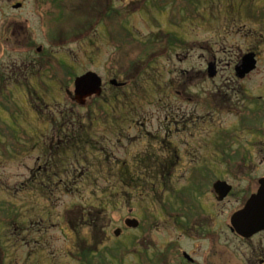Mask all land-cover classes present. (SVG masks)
Returning a JSON list of instances; mask_svg holds the SVG:
<instances>
[{"label": "rangeland", "instance_id": "rangeland-1", "mask_svg": "<svg viewBox=\"0 0 264 264\" xmlns=\"http://www.w3.org/2000/svg\"><path fill=\"white\" fill-rule=\"evenodd\" d=\"M15 1L18 0H0L3 6L0 12V118H9L7 121L16 136V139L8 134L0 136V206L11 214L12 210H17L13 212L21 217L17 215L20 220L16 227H22V231L17 233L13 225L7 229L8 224L0 221V247L8 246L9 251L11 246L16 247L19 259L22 253L31 256L32 245H23L24 240L30 239L24 228L30 222L31 214L25 212L22 200L25 203L28 198H33V192H29L34 188L26 184L42 181L46 196L42 194L31 222L40 218L45 221L46 234L37 236L47 238L42 257L49 258L48 264H88L79 255L92 248L90 246L115 242L111 232L120 223L119 217L125 214L142 216L141 209L145 206L157 215L155 225L147 232L131 230L128 249L122 254V264H139L137 249L151 250V243L159 248L166 242L167 234L171 239L177 234L172 227L162 223L167 220L162 215L165 212L162 205L164 200L177 202L181 189L190 191L188 177L191 174L185 165L179 163V168L173 169L171 163V168L157 182L158 175L139 170L137 160L143 163L146 159H138V154L147 152V167H155L157 162L153 156H160L156 160L162 159L172 147L167 143H156L164 140L162 137L166 133L167 139L173 141L172 145L176 144L179 156L184 147L191 150L190 144L196 146L199 141L203 142L197 137H205L196 125L182 131L179 123V131L175 133L171 122H159L158 117L163 120L162 111L169 112L161 105L174 102L176 120H184L187 110L193 115L209 116L214 120L208 123L209 140L219 144L220 129H224L226 143L246 152L245 138L233 129L236 116H250L251 110L255 113L264 108V0H196V10H190L193 21L184 18L178 27L171 25L169 18L170 10L178 7L177 3L173 4L174 0H61L54 2L53 10L46 14V25L51 27L54 39L45 41L38 24L42 19L33 12L35 0H21L20 9L11 6ZM166 4L170 8H158ZM155 16L160 20L158 24ZM58 20L63 24L57 25ZM163 29L174 31L165 34ZM107 33H113L117 45L110 41ZM172 33L180 39L174 38ZM67 36L71 37L65 38ZM76 37L77 41H74ZM170 38L173 41L167 42ZM178 40L183 41L184 50L179 49ZM165 44H169V53L160 48ZM37 46L40 47L38 53L35 52ZM248 51L258 56L257 62L250 60L256 68L243 77L234 74L233 64L229 67L227 63ZM141 52L138 61L136 58ZM151 53L156 57L155 62L140 70L145 56ZM213 56L220 61L221 72L208 77L206 65ZM86 69L95 71L105 82L110 78L129 81L125 88L107 86L104 94L91 101L89 107H77V120L93 124L86 128L84 137L79 138L75 132L64 134L54 129L51 120H45L53 112H42L41 97L56 98L52 104L60 111L55 112L57 119L74 116L75 111L70 113L69 105L64 103L61 86L69 85L72 89L71 75ZM137 70L140 71L138 74ZM31 80L40 97L28 89ZM42 80L49 81V89L45 92L41 87ZM22 85L28 89V94ZM201 98L213 99L217 107L202 105ZM6 104L10 105L9 114L4 110ZM260 118L264 120V114ZM102 120H111L113 124L102 126ZM218 123L226 126L218 129ZM25 130L31 132L34 139ZM151 132L158 133L159 137L151 139ZM48 139H52V147L46 150L53 153L56 168L69 169L51 174L50 181L46 180L43 170H33L47 155H39L37 148L32 153L35 159L28 157L30 153L24 154L32 140L44 141L47 146ZM58 139L59 143L56 142ZM71 139L75 142L65 143ZM58 144L63 145L57 147ZM208 149L212 150L210 143ZM86 153L92 155L90 163ZM263 154H258L255 159L258 175L264 172V161L259 164ZM36 156H40L37 162ZM211 162H215V157ZM142 172L148 182L143 184L144 189L140 186ZM126 173L128 176L120 179ZM60 178L75 179L77 188L65 189L63 182H58ZM172 187L177 188L173 195ZM153 193L156 198H152ZM10 202L15 206H8ZM74 204L77 205V220H81L82 214L89 222L98 224L96 227L88 222L86 228L77 227L75 240L74 229L69 224L65 226L61 215L63 209H73ZM191 245L189 242L186 248L191 249ZM263 247L257 252L264 251ZM76 252L77 261L73 256ZM227 256L236 259L232 250ZM9 260H13V255Z\"/></svg>", "mask_w": 264, "mask_h": 264}, {"label": "flooded vegetation", "instance_id": "flooded-vegetation-1", "mask_svg": "<svg viewBox=\"0 0 264 264\" xmlns=\"http://www.w3.org/2000/svg\"><path fill=\"white\" fill-rule=\"evenodd\" d=\"M256 57L258 60L257 54ZM213 58L216 60V62L220 63V61L215 57H212V59ZM64 91L68 95L67 97L69 99L66 103H71L70 106H68L70 113L75 111V115L61 117L58 119L54 117H47L45 120H77V107L87 108L91 105V99L93 98L92 96L88 97L82 105L72 101V91H70L68 88H66V90L64 89ZM104 92L105 91H103L101 95H103ZM50 100L49 102H44L45 108L42 109V112L44 110L49 114L52 112L54 113L55 107L54 104H51ZM170 104V107L165 109L169 112H162L163 120H169L168 122H171L174 126L172 131L178 133L179 123L182 131L184 129L186 130V128H190V126L193 128L196 125V127L200 128L199 132L203 133L205 137L207 136L208 123L211 120L209 116L202 115V117H198L193 116V113L187 112V115L183 118L184 120H176V113L173 112L175 104ZM57 112L60 113L59 110ZM160 118L161 117H159V119ZM213 121L214 120H211V122ZM225 126L226 124H217L218 129ZM220 130H222L220 131V134L224 136V129ZM233 130H235L236 133L243 135L245 138V145L243 146L246 147V152H244L243 148L229 150L228 157H226L224 161L226 155L225 150H219L217 153L218 166L215 167L218 169L217 175L213 171L210 173H204L202 175L204 177L202 178L200 187L193 186V174L196 172L201 174L202 171L209 169V154H211V157L215 156V153H211L205 146V143L202 139L203 137H197L198 140L200 139L203 142L199 141V143H196V146H193L192 144L189 145L191 150L186 147L181 149V156H179L177 152L178 149L176 144L174 143L172 145L173 141L168 140L166 142L172 147L167 150L164 161L162 163L158 161L157 167L154 168L155 174L158 175L159 173H165V171L169 169L171 163L172 166H174L173 169L179 168V163L185 165L187 171L189 174H191L188 178L189 187L192 188V199L191 201H174V203L170 205V210L168 213L163 212L164 214L162 215L167 217V220H163L162 223L167 226H171L172 224L173 231L177 234H175V236L171 239L170 247L167 245V243H165L163 246L161 245L159 248L151 243V250H147L145 247H142L138 256L139 264H264V251L260 250V252H257L261 246L264 245V231H258L250 235H243L241 231H239L237 228H234L231 224V217L233 214L240 211L248 199H250L251 196L256 193L258 179L260 177H264V172L259 175L256 173L257 163L255 162L258 154L264 152V133L258 134L256 132H248L246 130L243 131V129L237 124ZM167 134L168 133L165 135ZM155 137H158V135H155ZM56 142L59 143L60 140L58 139ZM163 142L165 143V140ZM47 143H49L47 144V147H52V139H48ZM58 146L59 144L57 147ZM257 149H259V151H257ZM44 155H47L44 157V162L40 166L36 165V169L43 170L45 172L43 175L45 176L46 180L49 179L51 173L56 175L58 174V171H69L68 168H56V162L54 161L52 152L45 151L43 156ZM180 157L182 159H180ZM139 158L140 156H138V159ZM39 159L40 156H36V162ZM196 159H198L199 162ZM51 160L54 162H51ZM180 160H182V162ZM263 161L264 154L261 155L259 164H261ZM137 162H139V166L141 168L142 163H140L138 160ZM74 169L77 170L76 167H74ZM143 178L144 177L142 176V182H140L141 185L144 184ZM217 178L220 180L227 179V182L229 180L228 183L230 184V189L223 197H219L221 195L215 193L212 188V183ZM40 182L43 183L42 181ZM58 182H63L65 189L77 188V184L75 185V179L64 180L60 178ZM188 203L191 204V207L188 205ZM74 206L76 212L74 218L76 222L75 224H72L71 221H68V223L77 234V205L74 204ZM188 207H190L189 212ZM162 208L166 210L164 205ZM142 216L145 217V215ZM140 223L141 222L139 221V227L141 226ZM126 230L127 229H124L123 232L118 234V236L127 232ZM200 230L203 233L201 235L199 232ZM195 236H199L195 239L196 241H194ZM190 241L194 243V247H191V249L181 246L188 244ZM38 242L39 240H35V243ZM35 248L36 247H33V249ZM40 248L41 247H37L36 249ZM231 250L236 255V259H232L227 256V253ZM0 253H2L4 256L6 254L10 256L13 255V260H10L11 264H28L27 257L24 258L22 256L21 259H19V256L18 258L16 257L17 250L4 253L1 249ZM104 253L106 254V252ZM96 259L98 260L99 257ZM2 261L4 263L5 259L0 258V263H2Z\"/></svg>", "mask_w": 264, "mask_h": 264}, {"label": "water", "instance_id": "water-1", "mask_svg": "<svg viewBox=\"0 0 264 264\" xmlns=\"http://www.w3.org/2000/svg\"><path fill=\"white\" fill-rule=\"evenodd\" d=\"M252 55H248L246 57H244L243 59V65H238L237 69L240 67V69L238 70V75H243L245 72L249 71L250 69H252L254 67ZM209 75L212 76L215 73V69H214V63H210L209 67ZM75 92L77 93V95L79 97H85L86 95H89L93 92H99L100 88V78L93 72H86L85 74L81 75L80 77H77L76 81H75ZM262 186L259 189L257 195H255V199L259 200L258 203L254 204V221L249 222L250 224H253L255 228H262L264 227V180L261 182ZM250 210L249 208H247L242 214L244 216H251L250 215ZM248 223V224H249ZM249 224V225H250Z\"/></svg>", "mask_w": 264, "mask_h": 264}, {"label": "trees", "instance_id": "trees-1", "mask_svg": "<svg viewBox=\"0 0 264 264\" xmlns=\"http://www.w3.org/2000/svg\"><path fill=\"white\" fill-rule=\"evenodd\" d=\"M200 102H203V104L206 103V102H208V105L211 106V107H213L214 104H215V101H214L213 99H212V100L209 99V101H207V99H203V100L200 99ZM213 103H214V104H213Z\"/></svg>", "mask_w": 264, "mask_h": 264}]
</instances>
